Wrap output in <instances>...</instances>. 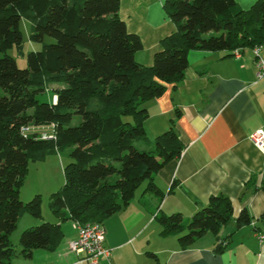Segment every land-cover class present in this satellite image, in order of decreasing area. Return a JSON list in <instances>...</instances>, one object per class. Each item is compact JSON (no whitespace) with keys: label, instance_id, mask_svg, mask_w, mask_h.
I'll use <instances>...</instances> for the list:
<instances>
[{"label":"trees","instance_id":"1","mask_svg":"<svg viewBox=\"0 0 264 264\" xmlns=\"http://www.w3.org/2000/svg\"><path fill=\"white\" fill-rule=\"evenodd\" d=\"M119 6L120 0H0V264L51 248L63 234L59 225L44 221L21 231L19 250L10 240L22 214L40 217L39 195L19 198L30 159H44L53 147L71 148L50 208L61 220L103 223L130 202L142 182L145 191L160 193L153 175L181 153L173 128L153 140L146 135L142 105L182 81L189 50L235 55L264 47V0L248 9L235 0H164L176 30L160 40L152 65L144 66L135 60L141 40L127 30ZM22 18L30 22V40L49 36L53 42L28 51L20 68L8 50L23 54ZM50 85L55 100L39 101L37 95ZM50 124L55 140L39 139L35 128ZM140 140L152 141L153 148L138 149L134 141ZM232 214L228 197L212 195L187 224L179 212L155 217L162 236L181 234L180 242L189 243L210 232L220 251L229 240L219 232ZM260 219L255 229L264 234V212ZM250 221L242 209L235 225Z\"/></svg>","mask_w":264,"mask_h":264},{"label":"crops","instance_id":"2","mask_svg":"<svg viewBox=\"0 0 264 264\" xmlns=\"http://www.w3.org/2000/svg\"><path fill=\"white\" fill-rule=\"evenodd\" d=\"M235 1L248 9L256 0ZM118 15L141 40L135 60L152 65L160 40L176 30L164 0H120ZM259 54L264 59V47ZM254 57L252 48L240 50L238 56L225 50H189L182 81L143 103L148 112L146 135L153 140L173 128L183 148L178 158L153 175L160 193L145 191V184L103 221L109 255L97 264H264V239L259 241L254 228L261 226L264 212V147H256L248 137L256 129L264 130V80L256 77ZM136 143L138 149L153 148L152 141ZM212 195L226 196L233 205L232 226L224 228L229 221L219 232L229 240L225 248L215 250L216 237L206 236L210 232L189 243L180 242L181 234H160L156 214L179 212L187 224ZM242 209L251 221L237 228ZM54 214L53 222L41 216L31 220L25 213L18 218L20 230L46 221L59 225L63 234L51 248L34 249L31 257L15 255V264H90L68 251L75 230L69 219Z\"/></svg>","mask_w":264,"mask_h":264},{"label":"rangeland","instance_id":"3","mask_svg":"<svg viewBox=\"0 0 264 264\" xmlns=\"http://www.w3.org/2000/svg\"><path fill=\"white\" fill-rule=\"evenodd\" d=\"M29 27L30 22L26 19H21L20 28L22 31V50L23 54H19L15 47L8 50V54L11 55L15 60L17 65L20 68L26 66V53L31 50H39L41 48L42 43L53 42V38L49 36H45L43 42L32 41L29 38ZM55 85H50L47 90L37 95V99L39 101H50L53 100L54 96L52 94V88ZM137 141H134V145L136 146ZM138 146V145H137ZM71 148H61L57 149L53 147L50 151H48L42 160H29L26 166V171L23 179V184L19 188V198L26 202L36 194L40 197L39 202V210L40 216L46 219L47 221H55L56 217L54 212L51 210L49 202L50 195L52 192L59 189L61 185L64 183V173L63 167L66 163H68L71 158L69 157V151ZM146 184V181L142 182V184L136 189L138 192L143 186ZM25 216H29L31 220H37V217L31 216L29 213L25 212ZM29 214V215H28ZM233 221H230L228 225L224 228H229L232 226ZM21 225L17 224L16 228L10 234V240L13 243L15 249L19 246V236L22 230H20ZM24 230V229H23ZM224 230V229H223ZM224 232V231H223ZM18 240L15 243L13 236L17 234ZM207 238H211L212 234L207 233ZM17 250V249H16ZM17 255V254H16ZM13 257L12 264H15Z\"/></svg>","mask_w":264,"mask_h":264},{"label":"built area","instance_id":"4","mask_svg":"<svg viewBox=\"0 0 264 264\" xmlns=\"http://www.w3.org/2000/svg\"><path fill=\"white\" fill-rule=\"evenodd\" d=\"M262 46L253 48L255 58L256 77L264 80V59L259 54ZM239 53L236 51L235 56ZM28 130V128H25ZM37 137L44 140H55L54 125L50 124L46 127L35 128ZM250 141L258 147H264V130L256 129L248 135ZM71 227L75 230V237L68 240L67 249L77 255L84 256L90 264H97L101 256L107 257L109 249L105 246V228L101 222H85L78 220L71 221ZM255 228V226H254ZM259 241L264 239V234L255 229Z\"/></svg>","mask_w":264,"mask_h":264}]
</instances>
